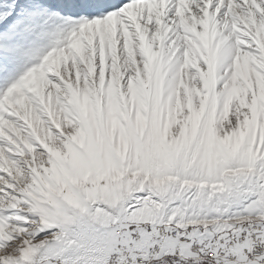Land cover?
<instances>
[{
	"label": "snow or ice",
	"instance_id": "1",
	"mask_svg": "<svg viewBox=\"0 0 264 264\" xmlns=\"http://www.w3.org/2000/svg\"><path fill=\"white\" fill-rule=\"evenodd\" d=\"M0 264H264V0H0Z\"/></svg>",
	"mask_w": 264,
	"mask_h": 264
}]
</instances>
